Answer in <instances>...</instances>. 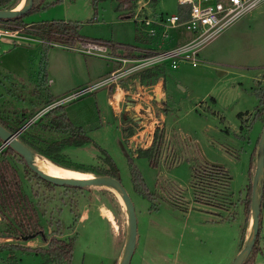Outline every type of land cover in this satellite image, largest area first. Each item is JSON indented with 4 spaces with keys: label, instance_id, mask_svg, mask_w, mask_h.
I'll use <instances>...</instances> for the list:
<instances>
[{
    "label": "rangeland",
    "instance_id": "rangeland-1",
    "mask_svg": "<svg viewBox=\"0 0 264 264\" xmlns=\"http://www.w3.org/2000/svg\"><path fill=\"white\" fill-rule=\"evenodd\" d=\"M23 1L12 0L9 5L17 8ZM119 2L43 0L40 8L23 19L27 25L55 20L77 22L80 33L89 38L139 45L135 37L138 26L126 17L125 10L117 9ZM147 9L150 14H171L178 4L176 0H151ZM27 25L21 27L22 34ZM169 34L173 39L190 37L189 32L184 35L183 28L169 29ZM54 40L59 45L47 46L45 61L48 79L53 83L51 92L59 90L55 101L93 85L117 66L108 58L67 48L59 37ZM31 42L36 46L29 48L28 54L39 63L42 45ZM27 43L1 45L0 111L5 115L10 112L9 91L13 86V101L18 106L23 107L28 98L27 86L31 84L21 50ZM198 59L196 66L183 62L177 69L156 70L157 80L162 82L156 88L158 93L162 89L158 101L146 97L150 91L145 85L156 79L136 77L130 81L129 97L139 91L144 104L153 106L145 112V118L125 124L120 116L122 100L115 109L108 102V83L61 103L56 110L86 131L88 141L84 144L66 145L62 140L68 134L43 126L50 119L45 113L56 105L47 108L40 122L19 136L29 141L36 158L92 176L98 168H109L105 157L111 158L137 219V241L129 264H228L240 246L242 233L249 228L247 189L255 170V144L264 125V115L254 117L256 91L264 89V3L207 43ZM45 88L49 95L50 85ZM131 111L135 117V109ZM155 118L157 125L152 124ZM156 132H161L162 138L151 164L139 150L152 146ZM136 133L152 136L151 144H134V149H129L126 138L133 139ZM129 158L144 180L149 193L146 197L134 191ZM0 168V244L20 245L0 251V264H45V257L37 251L46 247L45 240L52 236L72 243L71 264L118 262L126 238L127 215L112 188L49 183L11 153H0ZM21 228H26V235H19L17 229ZM25 236L27 239H23ZM257 246L250 264H264V186Z\"/></svg>",
    "mask_w": 264,
    "mask_h": 264
},
{
    "label": "built area",
    "instance_id": "built-area-1",
    "mask_svg": "<svg viewBox=\"0 0 264 264\" xmlns=\"http://www.w3.org/2000/svg\"><path fill=\"white\" fill-rule=\"evenodd\" d=\"M150 1L137 0L135 8L126 17L132 18L143 37L148 41H152L153 44L141 48V53L138 56L124 55L120 57L112 55L110 53V43L102 40L85 38L78 40L76 46L66 44L65 47L67 48L87 55L105 57L118 62L119 65L107 77L93 85L80 88L64 96L58 101L53 102L47 108L77 98L95 87L108 83H111L108 102L116 107L122 100V94L121 97L119 95L121 90L119 81L121 78L131 75L136 76L142 71L161 66L169 69H177L183 62L189 63L191 66L198 65L200 61L198 54L207 43L254 8L264 3V0H176L178 4L177 12L171 14H150L147 9ZM28 27L29 25L26 26V28ZM179 28H183L184 35L185 32H189L190 37L182 40L180 38L174 39L172 41L173 36L169 34V29ZM21 31V28L14 29L0 22V49L2 43L13 44L23 39H31L26 34H22ZM168 41H171L170 44ZM52 44L59 45L57 42H52ZM117 94L118 96H116ZM132 96L131 108L135 109L136 115L130 118V120L133 119L135 122L137 119L145 118V112L148 113L152 105L144 104V100H141L139 97V91ZM133 101H136L135 105H133ZM32 122L33 118H30L16 130L17 136L29 127ZM154 123L156 125L158 123L156 118L155 121L152 120V124ZM126 139L130 143L128 148L133 150L134 147L132 145L134 144H138V146H149L153 137L148 134L136 133L133 139L128 137ZM146 140L147 144L145 143ZM143 142L145 145H143ZM5 147V144H0V153Z\"/></svg>",
    "mask_w": 264,
    "mask_h": 264
},
{
    "label": "trees",
    "instance_id": "trees-1",
    "mask_svg": "<svg viewBox=\"0 0 264 264\" xmlns=\"http://www.w3.org/2000/svg\"><path fill=\"white\" fill-rule=\"evenodd\" d=\"M11 1L12 0H0V8H7V9L13 8L14 6L9 5V3ZM42 2H43V0H33V5L31 7V9L29 11H27L26 13L18 15V16L13 17V18L0 19V22L7 24L9 27H12L14 29L25 27V25H27V23L23 19L24 16L26 14H28L29 12H32L35 9L40 8V5L42 4ZM136 2H137V0H120V2L117 5V9L119 8V10H125V12H127V14L128 13L131 14V12L133 11V9L136 6ZM80 28H81V25H80V23H77V22L55 20V21H51V22L31 23L29 25V27L27 28V31L25 30L27 34H32L35 37L41 39L42 50H41V56H40V61H39L38 74H39V78H40V80L44 86L49 84V79L47 76L48 75L47 74V65H46V61H45L46 60L45 53L47 50V46L51 45L52 42H57L56 40H54L56 37H59L63 44L73 45L75 43V41H78L81 39L80 37L82 35L80 34ZM138 31L140 32L139 34L143 37L141 31L139 29H138ZM109 46H110V44H109ZM156 68L157 67H155L153 69H147L145 71L140 72L138 74L140 80H151V79H153V81L155 79L157 80V76H158L159 71H156L157 70ZM256 96L258 98V105L256 106L254 117L264 115V89L257 90ZM54 101H55L54 97L51 95H48L47 100L45 102V106L48 104H51ZM59 108H61V104L53 107L52 109H50L48 112L45 113L46 115L50 116V119H48L49 120L48 123L46 125H43V126L46 127L49 125V126L53 127V129H56V131H60V132H64V133L68 134V138L62 140V142L66 145L74 144V145L79 146V145H82L85 142H87L88 137L86 136V131L82 127L74 125L72 123V121L70 120V118H68L65 113L57 112ZM241 114L242 113L239 112L237 115L241 116ZM7 116L8 115H5L4 112L0 111V124L12 132L18 130L21 127V125L24 124V121L26 120V119H24V120L20 121L21 119L24 118V117H22V118L16 119L15 123L13 125H9L8 121H7ZM127 116L128 115L125 114L124 112L121 113V118L123 120ZM263 121H264V118H263ZM38 122H40V120H38ZM36 123H37V121H36ZM36 123H34V124H36ZM23 132L20 135H22ZM160 133L159 132L155 133L151 147L139 150L140 153H142V154L144 153V156H146L148 158V160L151 164L152 163L154 164L153 159L156 157V155L159 152V147H160L161 138H162V134H160ZM19 139L24 144H26L28 147H30L29 141L26 138L19 137ZM258 139H259V137H258ZM258 139L256 141L255 148H256V145L258 143ZM0 144H1V140H0ZM2 153L3 154L11 153V154L18 155L9 146H6L5 150H3ZM42 155H44V157L46 156L45 153H42ZM19 157H20V160L25 164V166L28 169H30L27 166V164L25 163L24 159L21 156H19ZM105 161L109 164V168H107V169L98 168L95 170V174L96 175H108V176H112L114 178L119 179L117 169H116L113 161L111 160V158L109 156H106ZM128 161L130 163V172H131V176H132L134 191L136 193L140 194L141 196L146 197L147 195H149V193L146 190V188L144 187V180H143L141 174L139 173V171H137L135 166L132 164L131 158H129ZM0 171H3V169L0 168ZM37 177H39V176H37ZM247 192H250V196H251V184H249ZM1 197L3 198V195H1ZM4 199H5V196H4ZM247 208L250 209V202L248 199H247ZM58 227H59V225H58ZM17 230L19 231V235H21V236L27 234L26 228H21V229H17ZM244 238H245V233L244 234L242 233L241 241H240V247L242 246ZM45 241H46V247H44V248L39 247V249L37 251L38 254H41L42 256L45 257V264H50V263L71 264L72 248H73L71 242L64 241V240L57 238V237H54V236L50 237L48 240H45ZM258 241H259V229H258V233H257V237L255 240L254 246L251 250V253H250L249 257L245 260L246 262L249 261L251 259L252 255L258 250L257 249L258 248V246H257ZM17 247H20V245H18V244L17 245L16 244H13V245L4 244V245H2L1 244L0 245V251L9 250L11 248H17ZM245 263H243V264H245Z\"/></svg>",
    "mask_w": 264,
    "mask_h": 264
},
{
    "label": "water",
    "instance_id": "water-1",
    "mask_svg": "<svg viewBox=\"0 0 264 264\" xmlns=\"http://www.w3.org/2000/svg\"><path fill=\"white\" fill-rule=\"evenodd\" d=\"M33 0H24L20 9L0 8V19L13 18L24 14L31 9ZM128 100L133 99L128 96ZM17 131H10L0 124L1 145L5 144L21 156L30 170L41 179L55 185H69L74 187L105 186L112 188L121 198L127 215V232L120 258L116 264H129L137 241V219L133 202L129 193L119 179L108 175H93L87 178L58 177L42 171L35 163V154L30 147L24 144L17 136ZM255 170L251 180L250 196V225L242 247L230 264H243L254 246L258 229L259 214L264 186V125L262 127L255 152ZM23 239H27L26 236Z\"/></svg>",
    "mask_w": 264,
    "mask_h": 264
},
{
    "label": "crops",
    "instance_id": "crops-1",
    "mask_svg": "<svg viewBox=\"0 0 264 264\" xmlns=\"http://www.w3.org/2000/svg\"><path fill=\"white\" fill-rule=\"evenodd\" d=\"M178 10V9H177ZM176 10V12H177ZM32 23V22H31ZM138 30V29H137ZM139 32V31H138ZM140 33V32H139ZM138 33H135V37L136 39H138L139 42V45H130V44H126V43H113L111 41H109L110 43V53L114 56H117V57H120V56H124V55H127V56H138L140 55L141 51L140 49L141 48H144L145 46H148L150 44H153L152 41H148L146 40L144 37H142L140 34ZM29 38L31 39H23L20 40L19 42H15V43H22V42H25L27 41V47H23V48H26V49H21V50H24V56L22 55V62L24 63L23 65L27 68L26 71H27V77H28V81L31 85H28L27 86V90H28V93L26 96H28V98L26 97V102L24 103L25 105L23 107H20L16 104V102L13 101V99H16V88L15 86H13V88L9 91V97L11 100V104L9 106V115L7 116V121H8V124L9 125H13L15 123V120L16 119H19V118H27L30 119L33 117V124L36 123V121L40 120L42 115L44 114L45 112V109L51 105V104H48V105H43V103L46 102L47 100V93L45 92L47 89L45 88V86L43 85V83L41 82L40 78H39V74H38V70H39V63L38 61L37 62H33V54L30 53V55L28 54V49L29 48H34L36 46V44L32 45L31 41H35V42H38L41 44V39L35 37L34 35L32 34H27L25 33ZM81 34V33H80ZM82 35V34H81ZM81 39H92V40H100V39H93V38H89V36H84L82 35L80 37ZM182 40V39H181ZM174 41V39L172 40ZM151 42V43H150ZM15 43L13 44H8V43H2V44H5V45H14ZM118 45H121L122 47H118ZM16 48H20L22 46H14ZM16 50V49H15ZM14 50V51H15ZM12 51V52H14ZM122 52V53H121ZM11 54V53H10ZM9 56V54H7L5 57L7 58ZM112 61V60H111ZM116 63V61H114ZM119 65V63L117 62V66ZM116 66V67H117ZM116 67H113L109 70V73L111 71H113ZM161 68H165V67H157L156 69L159 70ZM12 71V70H11ZM47 76H49V70L47 68ZM139 78L138 75L136 76H131L129 78V80H122V82H119V86L121 88L120 92L122 93V104H123V107H122V111L121 113H125L127 114L128 116L124 119V123H126V121H129L130 118H132V111H131V105H132V101H129L128 100V96L130 94V81H132L134 78ZM140 79V78H139ZM126 82V83H125ZM128 82V83H127ZM22 86H24V84H21ZM49 85H50V89L48 90L49 91V95L55 97V95L57 96L58 93H59V90H57L58 92L56 93H52L51 89L53 87V83H52V79L50 78L49 79ZM157 85L158 87L162 85V82L160 80H157L155 81L153 84H148V85H145L147 87H149V94L146 95L147 99H151V100H155V101H158L159 100V94L162 93V89H159V93L156 91V88H157ZM45 90V91H44ZM111 90V89H110ZM118 96V94L116 95ZM164 99V98H163ZM121 102V101H120ZM119 102V103H120ZM118 103V104H119ZM114 109H115V106L111 105ZM117 106V105H116ZM153 107V106H152ZM23 111V112H22ZM21 113V114H20ZM121 113H120V116H121ZM20 114V115H18ZM27 119V120H28ZM123 120V119H122ZM26 121V120H25ZM32 125V124H31ZM30 126V125H29ZM28 128V127H27ZM249 227V226H247ZM249 229V228H248ZM248 229L246 228V231H245V237L248 233ZM5 239V238H4ZM2 239V240H4ZM245 238L243 239V242H244ZM243 244V243H242ZM1 245V244H0ZM242 247V246H241ZM240 246L236 249V251L234 252V254L232 255V257L230 258L228 264L231 263V261L233 260V258L235 257V255L238 253V251L240 250L241 248ZM256 253H254L251 257V259L249 260V264H250V261L253 260V256H255Z\"/></svg>",
    "mask_w": 264,
    "mask_h": 264
},
{
    "label": "bare ground",
    "instance_id": "bare-ground-1",
    "mask_svg": "<svg viewBox=\"0 0 264 264\" xmlns=\"http://www.w3.org/2000/svg\"><path fill=\"white\" fill-rule=\"evenodd\" d=\"M23 2H21L18 6L17 9H19L22 6ZM36 165L44 172L58 176V177H73V178H87V177H92L91 174H86L83 173L79 170L68 168V167H63V166H57L50 161L37 157L35 159ZM118 195V194H117ZM119 200L122 202L120 196L118 195Z\"/></svg>",
    "mask_w": 264,
    "mask_h": 264
}]
</instances>
